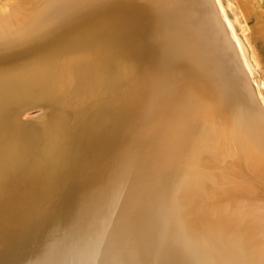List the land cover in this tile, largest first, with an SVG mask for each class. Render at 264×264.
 Wrapping results in <instances>:
<instances>
[{"label": "bare ground", "instance_id": "6f19581e", "mask_svg": "<svg viewBox=\"0 0 264 264\" xmlns=\"http://www.w3.org/2000/svg\"><path fill=\"white\" fill-rule=\"evenodd\" d=\"M214 2L0 5V45L78 24L0 64V264H264V108Z\"/></svg>", "mask_w": 264, "mask_h": 264}, {"label": "rangeland", "instance_id": "374dc122", "mask_svg": "<svg viewBox=\"0 0 264 264\" xmlns=\"http://www.w3.org/2000/svg\"><path fill=\"white\" fill-rule=\"evenodd\" d=\"M8 1L13 3L16 0L13 1L0 0V5H2L3 2H8ZM220 1L224 6L225 13L230 19L236 34L240 37V40L242 41L245 47L247 56L252 64L253 73L250 75V73L245 69V66L241 62L242 59L240 53H238L237 55L238 60L244 71L246 81H248L249 84L252 86L256 95V99L260 100L258 102L260 103L261 107L264 108V85L261 84L260 86H257L256 83H254V81L256 82L264 81V0H220ZM215 7L218 10L216 4ZM222 22L226 29L225 32L227 37L224 34V30H222L225 39L232 40L235 45V42L232 39L223 18H222ZM39 112L40 109L34 107L27 110L26 113L24 114V117L35 116ZM259 183L261 184V182ZM222 200L223 197L212 199L211 197L209 198V196L207 195V197L204 199V205H207L211 209H214L212 205L223 204Z\"/></svg>", "mask_w": 264, "mask_h": 264}, {"label": "snow or ice", "instance_id": "6c2138e0", "mask_svg": "<svg viewBox=\"0 0 264 264\" xmlns=\"http://www.w3.org/2000/svg\"><path fill=\"white\" fill-rule=\"evenodd\" d=\"M94 0H49V3L57 6L86 5ZM57 14L59 12L57 11ZM78 27L77 21L65 20L51 30L37 31L22 40L11 45H0V64L13 58L35 56L46 50L47 47L64 39L72 30Z\"/></svg>", "mask_w": 264, "mask_h": 264}, {"label": "crops", "instance_id": "0c3cea01", "mask_svg": "<svg viewBox=\"0 0 264 264\" xmlns=\"http://www.w3.org/2000/svg\"><path fill=\"white\" fill-rule=\"evenodd\" d=\"M255 49V48H254Z\"/></svg>", "mask_w": 264, "mask_h": 264}]
</instances>
